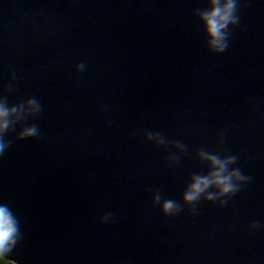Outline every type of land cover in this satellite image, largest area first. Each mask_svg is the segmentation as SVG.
<instances>
[{
    "label": "water",
    "instance_id": "1",
    "mask_svg": "<svg viewBox=\"0 0 264 264\" xmlns=\"http://www.w3.org/2000/svg\"><path fill=\"white\" fill-rule=\"evenodd\" d=\"M237 5L216 53L210 0H0L7 260L264 264V0ZM211 156L234 191L185 202Z\"/></svg>",
    "mask_w": 264,
    "mask_h": 264
},
{
    "label": "clouds",
    "instance_id": "2",
    "mask_svg": "<svg viewBox=\"0 0 264 264\" xmlns=\"http://www.w3.org/2000/svg\"><path fill=\"white\" fill-rule=\"evenodd\" d=\"M212 4L211 11H198L199 18L205 23L207 34L211 38L210 45L216 53H223L228 47L227 34L225 30L229 24L237 25L239 23V17L235 16L237 11V0H225L223 6L220 5V0H210ZM81 69L83 65L79 66ZM30 104L35 106V111H42V106L39 105L35 98L29 101ZM15 109H12L14 112ZM9 111L3 107H0V155H3L5 149L9 147L3 141V133L8 130L9 122L6 117L9 116ZM38 135V127L33 125L27 128L20 134V138L34 137ZM214 165H218L219 171L212 173L214 179L207 177L201 178L199 176L194 177V183L190 189L185 193V202H194L198 200L199 196L205 192L207 188L215 184L221 190V194H227L233 192V185L231 184V176L235 175L240 177V172L237 170L230 175H222L225 171V165L232 161H219L215 156L209 157ZM235 158H232L234 161ZM206 199H213L212 196L206 197ZM160 197L155 198V202L158 203ZM162 211L166 216L173 215L175 212L181 211L179 205L173 200H166L162 205ZM17 227L16 222L6 206H0V262H3L4 257L10 251V245L14 243V236L16 234Z\"/></svg>",
    "mask_w": 264,
    "mask_h": 264
},
{
    "label": "trees",
    "instance_id": "3",
    "mask_svg": "<svg viewBox=\"0 0 264 264\" xmlns=\"http://www.w3.org/2000/svg\"><path fill=\"white\" fill-rule=\"evenodd\" d=\"M0 264H15L13 261L11 260H7L5 257H4V260L3 262H0Z\"/></svg>",
    "mask_w": 264,
    "mask_h": 264
}]
</instances>
